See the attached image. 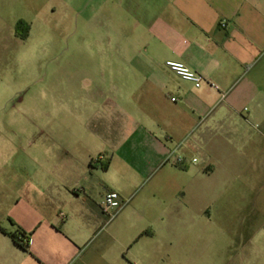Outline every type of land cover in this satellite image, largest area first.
Segmentation results:
<instances>
[{
  "label": "crops",
  "instance_id": "crops-1",
  "mask_svg": "<svg viewBox=\"0 0 264 264\" xmlns=\"http://www.w3.org/2000/svg\"><path fill=\"white\" fill-rule=\"evenodd\" d=\"M23 2L0 0V65L31 36V25L26 39L16 33ZM93 9L90 31L104 39L90 41L89 74L0 78V103L38 99L43 135L28 140L23 170L13 158L0 170V182L13 183L0 184V226L29 243L24 250L0 231V264H169L172 188L197 196L205 226L223 206L252 204L223 201L239 176L250 191L256 176L264 190V0H101V24ZM168 60L201 74L202 85ZM110 190L125 205L108 221ZM253 222L240 220L242 250L264 257Z\"/></svg>",
  "mask_w": 264,
  "mask_h": 264
},
{
  "label": "rangeland",
  "instance_id": "rangeland-1",
  "mask_svg": "<svg viewBox=\"0 0 264 264\" xmlns=\"http://www.w3.org/2000/svg\"><path fill=\"white\" fill-rule=\"evenodd\" d=\"M23 4V9L15 5L16 15L25 17L17 18L16 23L27 18L32 29L31 36L10 48L9 56L15 60L0 65V78L17 84L27 74L34 76L35 80L52 71L62 75L77 72L81 77L89 74L90 41L104 39L101 28L98 32L90 31L93 8L99 15L94 20L101 24V0H24ZM11 97L10 101L0 103V156L4 158L3 162L0 161V170H6V163L12 158L14 168L23 170L22 158L32 148L28 140L37 141L43 137L39 132L38 99L22 105L17 103V96ZM190 155V159L195 157L198 161L197 166L202 163V156L197 150H191ZM249 179L247 174L239 176L233 182V192L223 193V201L240 204L250 200L252 204L245 208L223 206L217 210V218L211 226H205L200 221L201 212L205 209L197 196L186 199L183 189H171L169 196L175 197L176 202L174 232L167 241L169 251H172L169 264H264L262 255L242 250L246 242L245 235L240 233L243 217L254 221L253 229L258 232L255 244L260 247L264 244V228L261 227L264 210L256 207L264 202V190L255 176L252 180L255 187L250 191ZM0 184L3 188L13 185L7 179ZM147 191L138 192L137 198H142ZM258 219L261 221L258 222ZM250 226L246 225V234ZM160 264H163L161 260Z\"/></svg>",
  "mask_w": 264,
  "mask_h": 264
},
{
  "label": "built area",
  "instance_id": "built-area-1",
  "mask_svg": "<svg viewBox=\"0 0 264 264\" xmlns=\"http://www.w3.org/2000/svg\"><path fill=\"white\" fill-rule=\"evenodd\" d=\"M221 26L225 27L226 26L225 22H223ZM166 66L182 79L193 82L196 87H200L204 82V78L201 74L192 70L183 62L168 60L166 62ZM172 100L175 101L176 99L173 98ZM104 158L105 157L103 155H100L96 158L95 161L101 162L104 160ZM182 161H183L182 158L177 159V162H182ZM194 161L196 160L194 159ZM124 205L125 202L122 200L120 195L117 192L110 190L107 191L106 194L104 195L102 202V211L107 216L108 221H110L117 216V214L124 207ZM61 215L64 216L63 213H61Z\"/></svg>",
  "mask_w": 264,
  "mask_h": 264
},
{
  "label": "trees",
  "instance_id": "trees-1",
  "mask_svg": "<svg viewBox=\"0 0 264 264\" xmlns=\"http://www.w3.org/2000/svg\"><path fill=\"white\" fill-rule=\"evenodd\" d=\"M30 32V24L26 22L25 20L20 19L17 24H16V33L19 35L22 39H26L29 35ZM103 169L108 168V162L102 164ZM0 231L3 233L7 234L8 236L11 237V239L22 249L28 250L29 248V243L27 240H24L23 238H26L25 235H23L21 238L19 234L17 233H11L7 232L4 228L0 226ZM27 239V238H26Z\"/></svg>",
  "mask_w": 264,
  "mask_h": 264
}]
</instances>
